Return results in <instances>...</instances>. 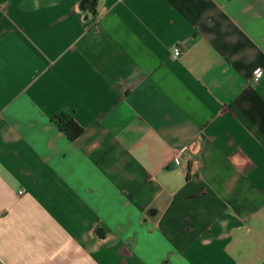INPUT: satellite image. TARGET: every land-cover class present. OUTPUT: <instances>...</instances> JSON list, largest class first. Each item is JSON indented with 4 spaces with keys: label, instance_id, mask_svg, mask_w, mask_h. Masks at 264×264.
Masks as SVG:
<instances>
[{
    "label": "crops",
    "instance_id": "obj_1",
    "mask_svg": "<svg viewBox=\"0 0 264 264\" xmlns=\"http://www.w3.org/2000/svg\"><path fill=\"white\" fill-rule=\"evenodd\" d=\"M0 264H264V0H0Z\"/></svg>",
    "mask_w": 264,
    "mask_h": 264
},
{
    "label": "trees",
    "instance_id": "obj_2",
    "mask_svg": "<svg viewBox=\"0 0 264 264\" xmlns=\"http://www.w3.org/2000/svg\"><path fill=\"white\" fill-rule=\"evenodd\" d=\"M54 121L71 139L77 138L84 131V126L71 111H60L54 116Z\"/></svg>",
    "mask_w": 264,
    "mask_h": 264
},
{
    "label": "built area",
    "instance_id": "obj_3",
    "mask_svg": "<svg viewBox=\"0 0 264 264\" xmlns=\"http://www.w3.org/2000/svg\"><path fill=\"white\" fill-rule=\"evenodd\" d=\"M181 52H182L181 47L176 46V47L174 48V55H175V56H179V55L181 54ZM260 72H261V69H260V68L257 69V72H256V73L259 74ZM176 160L179 161V158L176 157Z\"/></svg>",
    "mask_w": 264,
    "mask_h": 264
}]
</instances>
